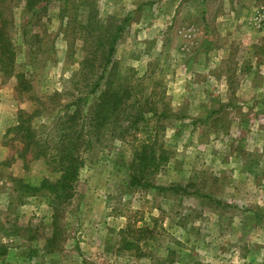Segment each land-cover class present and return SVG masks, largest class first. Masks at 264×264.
<instances>
[{
	"label": "rangeland",
	"instance_id": "rangeland-1",
	"mask_svg": "<svg viewBox=\"0 0 264 264\" xmlns=\"http://www.w3.org/2000/svg\"><path fill=\"white\" fill-rule=\"evenodd\" d=\"M84 1L41 2L35 13L25 0H0L14 69L31 85L19 94L15 72L0 71V143L16 155L0 165V264H264V26L252 21L262 0L243 21L258 35L242 40L221 0H89L103 35L127 19L112 64L136 102L99 141L88 136L75 194L58 215L43 195L17 199L11 175L57 177L42 159L21 158L17 111L38 107L33 125L45 138L51 119L86 95L79 62L96 43L82 38L92 28ZM149 140L169 156L148 177L165 191L129 186L134 150Z\"/></svg>",
	"mask_w": 264,
	"mask_h": 264
},
{
	"label": "trees",
	"instance_id": "trees-1",
	"mask_svg": "<svg viewBox=\"0 0 264 264\" xmlns=\"http://www.w3.org/2000/svg\"><path fill=\"white\" fill-rule=\"evenodd\" d=\"M49 1L25 0V7L38 13L41 10L40 3ZM68 1L70 0H63L64 3ZM88 3L89 7L85 20H87V26L92 28L86 31L85 27H82L84 30L82 38L86 41L87 38L93 37L96 47L94 46L93 50H89V48L84 50L85 55L79 62L78 74L84 75V86L87 88L86 95L77 98V104L71 109L70 113L65 112L59 117L56 116L51 119L52 123L59 120L49 129V134L45 138L39 137V133L33 125L34 117L39 115L38 107H34L30 112L19 109L16 124L11 128L15 133L13 140L22 144L21 158L27 153L34 159H42L47 169L57 175L53 180L48 176H44L37 183L27 182L22 178L11 177V175L9 179L14 183L13 190L16 193L19 192L17 199L23 202L21 193L30 196L43 195L48 198L49 207L57 215L62 205H65L75 194L79 170L84 164L81 154L91 144L88 136L93 134L95 139L97 138L96 140L99 141V135L103 129H110L111 122L117 121L121 117L119 115L126 110V107L132 106L136 102V100L132 101L134 89L126 84L125 78L120 76V73L115 70V65L112 64L115 44L127 19L116 25L115 31L109 37L103 35L104 33L102 34L100 30L101 25L98 26L100 29L97 28L98 24L96 22L98 21L94 20L95 10L90 6L91 1L88 0ZM35 7L36 9H34ZM93 20L96 23L94 26ZM14 66V46L7 29L0 23V71L9 75L15 72L17 92L19 94L29 92L31 88L30 81L24 77L22 72L15 71ZM94 74L95 76L98 75L93 78ZM92 96L95 98V102L86 108L83 107L81 104H86ZM84 108L86 111L84 113L85 121L78 124ZM127 127V125L120 126L118 132L120 138L127 132ZM12 156L15 157L16 155H12L11 152L10 157ZM10 157H6L2 162L0 161V165L8 163ZM168 160V153L162 147L156 146L155 142L149 140L147 143L140 144L134 150L133 158L128 166L129 186H141L165 191L164 187L153 185L148 177L157 172L160 166ZM172 190L175 191V189ZM142 233L143 231L140 230V236ZM140 238L138 237V239ZM131 244L132 242L123 237V248L131 249Z\"/></svg>",
	"mask_w": 264,
	"mask_h": 264
},
{
	"label": "crops",
	"instance_id": "crops-1",
	"mask_svg": "<svg viewBox=\"0 0 264 264\" xmlns=\"http://www.w3.org/2000/svg\"><path fill=\"white\" fill-rule=\"evenodd\" d=\"M252 2H253L252 0H225L223 2L221 0V2L219 3L218 10L226 12L224 19L229 21V25L233 24V30H235L236 34H239L240 36L239 38L241 40L242 37H246L248 34H250V38H256L258 35L257 33L253 32L254 30L251 31L252 33H249L250 28L248 27L250 26L246 27L245 24L243 25L245 20H246L245 23L249 24L248 19L246 18L250 12V9L248 8L250 7V4ZM0 153H1L0 160L5 159L7 153L4 150L1 143H0Z\"/></svg>",
	"mask_w": 264,
	"mask_h": 264
},
{
	"label": "built area",
	"instance_id": "built-area-1",
	"mask_svg": "<svg viewBox=\"0 0 264 264\" xmlns=\"http://www.w3.org/2000/svg\"><path fill=\"white\" fill-rule=\"evenodd\" d=\"M252 21L256 27L264 26V0L254 10Z\"/></svg>",
	"mask_w": 264,
	"mask_h": 264
}]
</instances>
